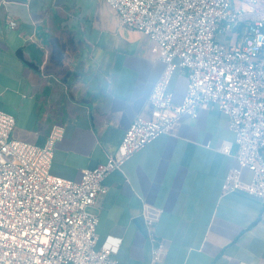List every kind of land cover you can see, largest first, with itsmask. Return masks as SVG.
Returning a JSON list of instances; mask_svg holds the SVG:
<instances>
[{
	"label": "crops",
	"instance_id": "1",
	"mask_svg": "<svg viewBox=\"0 0 264 264\" xmlns=\"http://www.w3.org/2000/svg\"><path fill=\"white\" fill-rule=\"evenodd\" d=\"M163 71L155 44L121 26L105 0H0V111L15 117L13 138L34 145H44L54 125L64 127L56 176L79 181L83 170L104 164L131 122L150 117ZM187 81L178 68L169 85L176 103ZM234 137L211 105L106 177L94 210L101 242L121 239L115 259L149 263L146 206L165 244L164 264H264V204L222 190L236 161L219 150Z\"/></svg>",
	"mask_w": 264,
	"mask_h": 264
},
{
	"label": "built area",
	"instance_id": "2",
	"mask_svg": "<svg viewBox=\"0 0 264 264\" xmlns=\"http://www.w3.org/2000/svg\"><path fill=\"white\" fill-rule=\"evenodd\" d=\"M121 26L155 44L164 71L149 96L150 117H136L108 160L82 171L79 181L51 173L65 129L54 125L42 146L13 138L15 117L0 111V264H126L115 259L121 239L98 235L97 198L106 177L185 116L216 105L234 141L220 152L235 158L222 185L264 204V0H105ZM11 29L16 22L9 20ZM187 71L180 103L169 85ZM237 151L233 153V147ZM244 172L250 178H243ZM143 217L151 246L148 264H164L165 244Z\"/></svg>",
	"mask_w": 264,
	"mask_h": 264
}]
</instances>
